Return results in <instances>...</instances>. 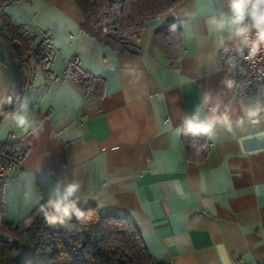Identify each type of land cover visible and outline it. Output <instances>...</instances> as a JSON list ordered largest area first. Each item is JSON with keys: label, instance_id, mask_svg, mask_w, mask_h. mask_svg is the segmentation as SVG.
Returning <instances> with one entry per match:
<instances>
[{"label": "crops", "instance_id": "1", "mask_svg": "<svg viewBox=\"0 0 264 264\" xmlns=\"http://www.w3.org/2000/svg\"><path fill=\"white\" fill-rule=\"evenodd\" d=\"M6 11L32 34L51 36L53 46L51 73L38 66L21 101L40 122L37 132L20 135L4 117L0 122L2 142L16 134L28 147L3 184L7 220L24 219L57 182H78L80 209L130 219L158 261L264 258V114L260 124H234L231 133L217 126L202 162L187 158L177 131L205 93L230 102L233 121L241 100L264 99V81L260 92L245 95L223 84L230 77L219 57L221 34L207 20L228 14V0H182L137 30V51L84 31L73 0H23ZM170 22L185 45L177 69L156 43ZM82 74L102 78L103 86L85 89ZM0 76L13 91L20 82L1 43Z\"/></svg>", "mask_w": 264, "mask_h": 264}, {"label": "trees", "instance_id": "2", "mask_svg": "<svg viewBox=\"0 0 264 264\" xmlns=\"http://www.w3.org/2000/svg\"><path fill=\"white\" fill-rule=\"evenodd\" d=\"M23 0H0V43L4 45L15 63V96L4 111L20 106L25 87L30 83L36 68L42 66L48 73L52 58V38L47 34L34 35L27 24L18 22L6 11L9 4ZM83 12L81 27L84 31L120 49L137 51V45L129 40L108 35L99 27L108 0H73ZM182 0H123L122 28L137 31L147 22L170 11ZM156 43L168 54L172 67L179 68L185 53V45L179 26L170 22L156 34ZM70 66L67 74L70 72ZM75 73L79 71L75 65ZM79 83L87 90L103 86L104 80L95 75L82 74ZM96 86V87H97ZM95 88V87H94ZM99 88V87H98ZM97 88V89H98ZM96 89V90H97ZM95 91V89H94ZM94 91L91 94H94ZM3 119V116H2ZM1 119V121H2ZM186 156L194 162L204 161L210 152V142L204 135L182 134ZM207 144L197 154L193 143ZM6 158L7 170L22 162L28 147L21 140L12 145ZM0 186V264H170L158 261L148 251L135 224L128 218L102 214L97 206L81 209L92 211V220L79 223L73 215L65 224L50 225L38 212L43 199L24 219L12 222L6 219L5 202Z\"/></svg>", "mask_w": 264, "mask_h": 264}, {"label": "clouds", "instance_id": "3", "mask_svg": "<svg viewBox=\"0 0 264 264\" xmlns=\"http://www.w3.org/2000/svg\"><path fill=\"white\" fill-rule=\"evenodd\" d=\"M207 23L214 32L221 34L219 43L225 52L230 51L224 46L225 41H232L235 51L241 55L244 49H247L246 59L256 57L258 53L264 51V0H228V14L220 11L208 18ZM224 33H227V36L223 35ZM223 84L231 90L235 86V81L226 79ZM15 95L10 83L0 76V115L5 121H10L11 126L20 135L35 134L41 125L29 112L26 103H21L13 111H4L5 105L13 103ZM235 111L237 110L231 107V103H225L219 95L205 93L193 112L183 118L182 128L177 131H183L185 135H204L210 139L217 126H222L231 133L234 124L237 128L242 127L246 121L260 124L261 116L264 114V99L257 96L250 103L241 100L238 109L240 115L233 121L232 116ZM206 146V143L202 145L193 143L197 154ZM80 187L78 182L55 184L47 200L38 208L46 223L65 224L73 215L82 224L92 220V211L86 213L78 207L80 197L77 193ZM225 264H228L226 259Z\"/></svg>", "mask_w": 264, "mask_h": 264}, {"label": "built area", "instance_id": "4", "mask_svg": "<svg viewBox=\"0 0 264 264\" xmlns=\"http://www.w3.org/2000/svg\"><path fill=\"white\" fill-rule=\"evenodd\" d=\"M105 16L99 24V27L105 32H108L104 27ZM138 31H133L130 40H138ZM230 51L225 52L223 48L219 51L221 64L229 71V77L235 81L233 87L234 93L238 95H245L249 93H256L262 90L264 81V51L258 53L256 57L246 59L248 50L244 49L243 54L235 51L234 46L227 47ZM2 115H0V122ZM21 138L16 134H11L6 142L0 139V186L3 185L8 178V170L6 165V158L12 152V145L20 141ZM234 264H264V258L255 259L251 262L241 263L239 259L234 260Z\"/></svg>", "mask_w": 264, "mask_h": 264}, {"label": "rangeland", "instance_id": "5", "mask_svg": "<svg viewBox=\"0 0 264 264\" xmlns=\"http://www.w3.org/2000/svg\"><path fill=\"white\" fill-rule=\"evenodd\" d=\"M123 3V2H122ZM119 5H120V0H108V6L103 10V13H102V16H101V18L102 17H106L107 18V16H108V13H110V14H112L111 15V17L110 18H112V20H115L116 19V17H117V11L119 10L120 11V7H119ZM118 9V10H117ZM122 11H120V13L118 14V19H119V23H120V25H119V29L122 31V33H125V32H127V34L129 33V34H131L132 33V31H127V30H124L123 28H122V13H121ZM109 14V15H110ZM124 37V36H123Z\"/></svg>", "mask_w": 264, "mask_h": 264}, {"label": "bare ground", "instance_id": "6", "mask_svg": "<svg viewBox=\"0 0 264 264\" xmlns=\"http://www.w3.org/2000/svg\"><path fill=\"white\" fill-rule=\"evenodd\" d=\"M116 13H117V17L115 20H112V18H110L112 14L108 13L107 18L105 17L104 19V27H106V29L110 34L119 35L121 37L128 36L127 33H122V31L119 29V25H120L118 19L119 10Z\"/></svg>", "mask_w": 264, "mask_h": 264}, {"label": "water", "instance_id": "7", "mask_svg": "<svg viewBox=\"0 0 264 264\" xmlns=\"http://www.w3.org/2000/svg\"><path fill=\"white\" fill-rule=\"evenodd\" d=\"M122 2H123V0H120V5H119L120 11H122ZM120 11H119V13H120ZM106 33L108 35H110V36L117 37V38H122V39H129L130 40L132 38V36H130L129 33H128V36H124V37H121L119 35L110 34L109 32H106ZM125 33H127V32H125Z\"/></svg>", "mask_w": 264, "mask_h": 264}]
</instances>
